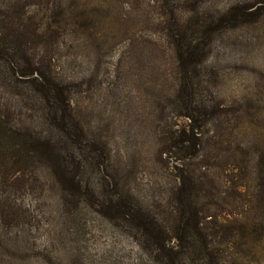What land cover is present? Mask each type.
Wrapping results in <instances>:
<instances>
[{"label": "trees", "instance_id": "1", "mask_svg": "<svg viewBox=\"0 0 264 264\" xmlns=\"http://www.w3.org/2000/svg\"><path fill=\"white\" fill-rule=\"evenodd\" d=\"M144 2L0 0V264H63V254L69 264H95L86 246L103 221L152 264H264V73L251 97L226 107L208 69L216 37L256 23L255 13L209 17L194 39L156 23L152 36L165 31L167 47L164 38L145 42L174 65L169 83L138 72L132 40L115 57L107 52L117 15L135 14L137 25L159 16L143 12ZM87 49L94 57L81 59ZM68 63L79 64L78 110ZM132 78L142 91L136 103ZM100 107L133 121L132 138H152L153 153L129 164L114 158L91 128Z\"/></svg>", "mask_w": 264, "mask_h": 264}, {"label": "rangeland", "instance_id": "2", "mask_svg": "<svg viewBox=\"0 0 264 264\" xmlns=\"http://www.w3.org/2000/svg\"><path fill=\"white\" fill-rule=\"evenodd\" d=\"M87 3H91V6L99 1L104 3L106 0H86ZM149 0H145L142 3V11L151 13V10H159V16L155 15L153 20L146 24L142 21L138 25V16L131 14L129 17H124L123 13L117 15V42L113 45L112 49L107 52L114 51L113 57L122 49L126 50L130 47L129 40H132V44L136 53L135 59L132 62L135 66L137 64L138 72L140 67L146 69V75L151 72L152 76L158 74V77L165 78L167 82L173 83L177 78L174 73V65L168 58L166 64L163 63V58L160 52L154 46V44H148L145 40L146 37H151L150 40L163 39V43L167 44L169 39L166 37L165 31L163 36L153 37L152 35L158 30L154 25L157 23L158 27L161 26L162 31L165 29L167 34H171L173 24L180 27V30L185 32L186 37L194 39L195 35L203 38L206 34L204 32L208 18L212 17L213 21L219 20L229 10H242L245 14L255 15L251 18L256 21L254 24H247L241 22V27L235 28V30H228L220 37H216L214 46L210 54V61L208 62L209 71L215 72L216 86L215 93L219 101L225 104V106H231V104L243 103L246 98H249L254 94L255 85L258 80L259 73H264V0H150V5L146 3ZM85 2V0H84ZM126 6V4H125ZM124 7V5H123ZM126 8V7H125ZM121 11V10H119ZM262 14V15H261ZM260 15V17H259ZM152 17V15H151ZM250 18V16H248ZM152 24V25H151ZM95 29V27H94ZM91 28V33L93 32ZM116 29L114 28L113 32ZM112 32V33H113ZM145 34V35H144ZM202 34V35H200ZM147 35V36H146ZM188 35V36H187ZM141 37V38H139ZM145 37V38H144ZM128 40V42H126ZM123 41L125 44H123ZM172 52V51H171ZM108 53V54H109ZM82 58H93L89 50L82 51ZM173 54V53H172ZM79 63V50L77 52ZM172 60V59H171ZM170 63V64H169ZM88 62L82 63L80 70H85ZM91 65V63H90ZM157 67V70L150 68ZM89 67V66H88ZM166 67V68H165ZM67 69V76L72 77V82L77 88L72 92L70 96V102L73 107L78 110L79 108V64L75 69H71V63L64 66ZM170 69V71H169ZM163 70V71H162ZM136 71V69H135ZM132 77V76H131ZM148 81V76L145 82ZM132 88H129L131 98L134 101V96H140L142 93L138 85L133 82V78L129 81ZM135 85V87H133ZM171 89L167 85L163 87V90ZM172 90V89H171ZM5 94L0 92V102ZM18 101V100H17ZM135 102V101H134ZM14 103V102H13ZM136 103V102H135ZM138 104V103H137ZM18 105V102H17ZM142 108L143 105L138 104ZM10 108V112H11ZM144 110V109H143ZM264 118V110L262 111ZM139 117V116H138ZM24 121H38L33 118H25ZM133 121H124L119 111H116L113 107L102 112V108H97V112L94 115V120L90 121L92 130L95 129V133L101 135L104 141H107L111 153L116 156H129L124 161L129 164L131 161L136 160L139 157H145L153 153V139L147 138L143 143V139L140 137L132 138L135 135L132 131L135 127H132ZM136 124V121H134ZM173 123L177 126H186V121L181 119H174ZM137 125V124H136ZM176 131L175 128H173ZM96 136V135H95ZM132 138V139H131ZM123 153V154H122ZM146 195L148 191L145 186H138ZM57 213V214H56ZM60 211L54 209V216L59 215ZM96 222V226L102 231H98L89 237L87 243L86 256H90L89 260L95 262V264H152L149 263V259L144 256L143 252L140 253L137 246L131 239L121 232L112 231L111 227L105 221ZM111 228V229H110ZM32 236L40 239L44 234L41 231H32ZM136 242V241H135ZM142 257H140V254ZM62 263L69 264L70 257L67 254L62 255ZM30 264H40L39 262L32 261Z\"/></svg>", "mask_w": 264, "mask_h": 264}]
</instances>
